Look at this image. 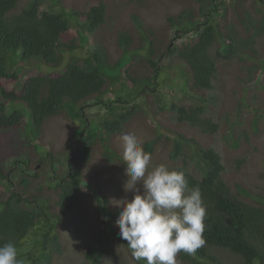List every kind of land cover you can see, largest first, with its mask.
Masks as SVG:
<instances>
[{
	"label": "trees",
	"instance_id": "obj_1",
	"mask_svg": "<svg viewBox=\"0 0 264 264\" xmlns=\"http://www.w3.org/2000/svg\"><path fill=\"white\" fill-rule=\"evenodd\" d=\"M51 1L52 9L44 10L43 0H0V83L19 79V61L25 66L33 60L59 66L69 54L59 75H30L20 92L1 85L0 126L22 125L25 111L36 137L53 117L64 115L81 121L69 153L50 151L37 158L35 166L49 162L56 172L50 176L49 192L44 185L31 192L27 181L14 185L11 171L0 163V177L8 181L1 198L0 245L13 242L20 253L28 235L36 229L42 231L40 248L27 252L21 259L23 264H53L56 254H63V225L88 198L82 169L97 153L110 164L118 158L106 138L122 133L134 119L142 117L140 100L154 102L161 111L169 108L178 123L186 122L212 139L221 128L231 130L227 132L235 151L249 145L264 130L258 122L264 113V0H167L168 8L175 5L180 10L167 14V31L163 33L144 28L143 21L133 13L137 32L132 27L117 28L115 40L120 54L116 57L97 37L93 38L109 22L105 0L89 3L83 11H70L63 0ZM129 2L144 7L140 4L143 0ZM18 7L20 11L14 12ZM73 28L81 29V34L71 36ZM194 32L198 36L191 43L171 44ZM83 46L93 48L86 58L76 55ZM174 57L185 62L201 103L188 106L169 102L159 90L162 61ZM229 69L236 77L233 83L237 93L242 91L245 100L250 97L247 102L235 101L221 123L222 117H216L209 106L218 105L219 98L212 92L219 75ZM116 85L121 92L114 99L106 98ZM10 105L13 111L8 113ZM94 106L106 114L98 123H93L89 114ZM34 141L27 142L29 148H37ZM169 141L170 136L160 133L143 146L152 153L157 145ZM56 156L63 160L54 163ZM170 157L178 163L173 168L185 170L189 187H198L207 205L205 245L192 255L181 252L178 260L183 264H264V187L244 179L229 184L224 179L222 151L212 144L204 147L180 133L172 140ZM234 161L236 169L245 163L243 157ZM57 164L66 166L65 175L60 167L56 169ZM35 176L42 178L40 169L35 170ZM98 190L104 195L99 186ZM104 203L103 226L96 240L83 250L82 264H103L111 240L119 236V210L108 207L106 196Z\"/></svg>",
	"mask_w": 264,
	"mask_h": 264
},
{
	"label": "rangeland",
	"instance_id": "obj_2",
	"mask_svg": "<svg viewBox=\"0 0 264 264\" xmlns=\"http://www.w3.org/2000/svg\"><path fill=\"white\" fill-rule=\"evenodd\" d=\"M26 1L28 0H23L22 3ZM50 1L51 0H43L42 9H52L53 5L51 4L52 1ZM63 1L70 11H83L87 9L89 3L95 5L98 4L99 0ZM105 2L110 14L109 22L105 24L106 26L103 27L102 30L97 32L98 35L94 34L93 38L97 37L106 47L110 48L114 57L120 54L115 40L117 28L120 26L132 27V29L137 32V27L134 26L135 23L132 20L133 13H136L140 17V20L143 21L142 26L144 28L151 29L150 27H152L156 32L163 33L167 31V14L175 13L180 10V6L176 7L175 5L168 8L166 3L167 0H143V2L140 3L144 6L143 9L140 8L142 6L138 3V5L131 4L129 0H105ZM16 11H20V8L18 7L14 10V12ZM112 20L114 25H112ZM80 30L79 28H73L70 35H80ZM160 35L163 36V34ZM197 36L198 33L194 32L182 39L172 40L171 44L175 46L189 44L193 39L197 38ZM89 37L91 38V36ZM165 44L167 45L166 42ZM82 48L84 49H80L76 52V55L81 58L88 57L87 52L90 54L93 49L92 46H83ZM85 49L87 51H85ZM68 60L69 54H67L64 63L59 66H52L35 60L32 61V64L25 66L19 61V79L0 83V102L2 101V84L20 92L23 82L28 76L35 74L59 75L65 70ZM162 62L164 63L162 66L163 73L160 78H162L161 82L163 83L159 86V90L162 91L166 100L169 102L174 100L179 104H186L188 106L201 103L200 94L193 87L185 62L178 57H174L173 59L164 58ZM219 78L220 80L218 81L217 88L212 92L213 95L216 94L219 98V103L216 106H209V108L214 110L216 117H222L221 123H223L225 121L223 115H226L225 113L230 109L232 104L237 100L247 102L250 96L245 100L242 97V91L237 93V87L233 83L236 77L231 73V69L224 71L223 74L219 75ZM120 92V86H113L110 93L106 95V98L109 97L110 99H114L116 94ZM140 104L144 108L142 117L134 119L123 132L135 133L141 138L143 144L156 134L162 133L170 136L169 142L157 145L155 151L150 153L153 166L160 163H165L170 168L178 166V163L171 159L170 154L172 140L175 135L180 133L192 139L194 142L200 143L204 147H208L212 144L222 151L226 163L224 179L229 184L234 185L236 180L244 179L251 185L264 187V130L261 136L255 137L249 145L242 147L239 151H235L231 145L229 138L230 134L227 132H231V130L226 131V129L224 130L221 128L212 139L211 136L202 133L200 129L191 127L190 124L186 122L178 123L176 118L172 117L173 114L169 112V108H165L161 111L159 106L154 102L145 104L141 103V100ZM19 109L22 108L20 107ZM89 109H91L89 114L93 123L100 122L103 117L106 116L105 111L99 108V106H94ZM12 111V105L8 106L7 112L11 113ZM261 114L262 116L258 118V122L264 127V113ZM25 115V121L18 127L7 128L0 126V163L7 170L11 171V179L14 185L21 184L22 181H27L29 182L28 189L31 192H35L36 187L40 185H44L49 192V183L51 182L50 176L55 175L56 172L53 170L51 164H48L49 162L42 167L41 165L35 166L37 158L42 155L45 156L47 152L50 151L63 150L70 152V147L76 142L75 130L81 125V121H72L64 115L53 117L47 121L43 128V133L36 137L33 126L29 122V115L26 111ZM227 119L228 118H226V120ZM120 135L121 133L106 138V144L110 150H115L118 153V158L116 156L113 163H108L100 153H97L93 161L83 167L82 172L85 176L84 188L88 192V198L84 199L82 203L74 209L70 218L63 225L61 242L64 245V252L61 255L56 254L53 264H82L84 259L83 250L96 240L97 234L103 226L101 223V215L105 206L104 196L109 200L108 207L113 206L112 201L114 199H122L125 197L131 199L133 197L134 191H125V184L128 177L125 175L126 165L122 161V146L119 140ZM33 138L38 143L37 148L28 147L27 142H30ZM238 157H243L245 159V163L240 169H236V162L234 161ZM54 158V163H60V161L63 160L58 156ZM51 159L52 158H50V161ZM59 167L61 168L62 174L65 175L66 166ZM59 167L57 164L56 169H60ZM36 169H40L43 174L42 178H37L35 176ZM22 172L26 173L23 174ZM24 177L25 179L23 180ZM7 182V180L0 177V206ZM98 186L104 195L100 194ZM117 229L119 230L118 225ZM36 230L37 231L31 232L24 240L23 243L25 246L21 249V254L18 253L20 254V259H25L27 257V252H35L40 248V234L42 231L39 229ZM178 262L179 264H183L179 260ZM103 264H138V262L132 258L131 252L127 247V242L122 240L119 235L111 240Z\"/></svg>",
	"mask_w": 264,
	"mask_h": 264
},
{
	"label": "clouds",
	"instance_id": "obj_3",
	"mask_svg": "<svg viewBox=\"0 0 264 264\" xmlns=\"http://www.w3.org/2000/svg\"><path fill=\"white\" fill-rule=\"evenodd\" d=\"M119 140L128 177L125 191H134L131 199L112 201L119 210V235L138 264H179L181 252L192 255L206 243L202 193L189 187L185 170L165 163L153 166L135 133L123 132ZM0 264H23L15 243L0 245Z\"/></svg>",
	"mask_w": 264,
	"mask_h": 264
}]
</instances>
